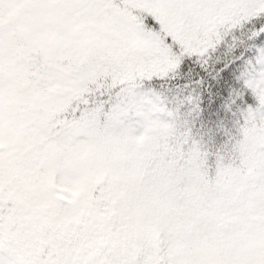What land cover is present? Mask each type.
<instances>
[{"label": "snow or ice", "instance_id": "1", "mask_svg": "<svg viewBox=\"0 0 264 264\" xmlns=\"http://www.w3.org/2000/svg\"><path fill=\"white\" fill-rule=\"evenodd\" d=\"M0 264H264V0H0Z\"/></svg>", "mask_w": 264, "mask_h": 264}]
</instances>
